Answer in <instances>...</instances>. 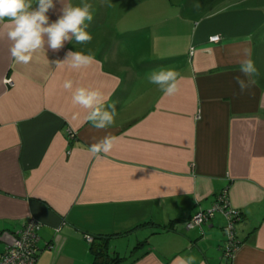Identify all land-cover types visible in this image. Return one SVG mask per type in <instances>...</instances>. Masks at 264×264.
Wrapping results in <instances>:
<instances>
[{
  "label": "crops",
  "instance_id": "obj_1",
  "mask_svg": "<svg viewBox=\"0 0 264 264\" xmlns=\"http://www.w3.org/2000/svg\"><path fill=\"white\" fill-rule=\"evenodd\" d=\"M76 2L54 0L49 23ZM218 6L188 27L184 51L135 64L104 38L91 49H79L74 38L58 51L45 44L28 64L17 63L0 24V254L32 219L39 224L34 264H91L85 236L108 237L107 252L119 264H173L189 256L194 264H264V0ZM103 24L95 17L85 30ZM245 47L257 74L241 94L234 77ZM69 51L99 63L68 69L57 61ZM160 69L180 74L176 95L149 83ZM66 80L72 91H100L101 107L115 106L114 124L97 130L86 122L88 110L72 104ZM105 136L115 138L113 150L93 157L89 147ZM221 192L239 212L228 257L220 214L184 228Z\"/></svg>",
  "mask_w": 264,
  "mask_h": 264
},
{
  "label": "clouds",
  "instance_id": "obj_2",
  "mask_svg": "<svg viewBox=\"0 0 264 264\" xmlns=\"http://www.w3.org/2000/svg\"><path fill=\"white\" fill-rule=\"evenodd\" d=\"M54 7V0H36L35 8H33V0H0V24L7 29L2 35L11 41L10 55L17 63L28 64L34 53L44 50L45 44L53 51H58L66 41L73 38L78 44L91 42L92 36L85 30L87 26L85 22L91 23L93 20L91 4L65 5L62 15L55 22L49 23L46 14ZM246 40L250 42L251 37H247ZM240 55L242 58L238 62L241 75L234 77V80L240 93L243 94L255 83L254 80L247 78L257 74V69L251 59L249 47L243 48ZM57 63L71 70H79L99 61L92 55L69 51L66 58ZM181 79L180 74L172 69H160L152 72L148 77L149 83L157 85L168 97L180 91ZM63 88L72 91L73 82L64 81ZM104 99L100 91L85 87H77L71 95L73 105L88 110L85 121L97 130L107 129L115 122V106H111V111L104 110L101 107ZM114 146L115 138L105 136L99 142L92 144L88 150L93 157L101 158L102 153H110ZM194 260L195 258L191 256L177 257L173 264H194Z\"/></svg>",
  "mask_w": 264,
  "mask_h": 264
},
{
  "label": "rangeland",
  "instance_id": "obj_3",
  "mask_svg": "<svg viewBox=\"0 0 264 264\" xmlns=\"http://www.w3.org/2000/svg\"><path fill=\"white\" fill-rule=\"evenodd\" d=\"M183 1L181 4V0H77L76 6L91 4L93 18L104 20L100 28L89 33L91 42L78 47H99L104 38L109 48L120 47L128 64L180 53L187 48L189 33L195 25L216 10L222 0H189V4ZM172 18H181L184 23L172 24ZM117 31L120 36L114 37Z\"/></svg>",
  "mask_w": 264,
  "mask_h": 264
},
{
  "label": "built area",
  "instance_id": "obj_4",
  "mask_svg": "<svg viewBox=\"0 0 264 264\" xmlns=\"http://www.w3.org/2000/svg\"><path fill=\"white\" fill-rule=\"evenodd\" d=\"M217 37L210 38V42H216ZM71 135V133H69ZM220 214L225 220L223 227L224 244L223 255L228 257L235 248L233 224L239 219L238 212L230 209L227 205L226 193H219L210 208L199 210L193 214L184 224V228L189 230L198 227L211 219L214 214ZM39 224L32 219L23 222L5 245L4 251L0 254V264H34L36 258V242ZM84 241L91 242V238L84 237Z\"/></svg>",
  "mask_w": 264,
  "mask_h": 264
},
{
  "label": "trees",
  "instance_id": "obj_5",
  "mask_svg": "<svg viewBox=\"0 0 264 264\" xmlns=\"http://www.w3.org/2000/svg\"><path fill=\"white\" fill-rule=\"evenodd\" d=\"M107 240L108 237H92L89 247L93 253L94 260L91 264H119L121 258L107 252Z\"/></svg>",
  "mask_w": 264,
  "mask_h": 264
}]
</instances>
